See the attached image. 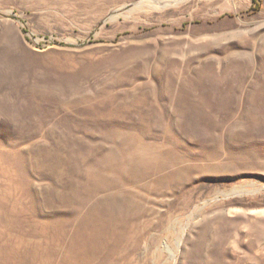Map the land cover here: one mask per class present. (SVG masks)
I'll return each mask as SVG.
<instances>
[{
  "label": "rangeland",
  "instance_id": "1",
  "mask_svg": "<svg viewBox=\"0 0 264 264\" xmlns=\"http://www.w3.org/2000/svg\"><path fill=\"white\" fill-rule=\"evenodd\" d=\"M0 264H264V0H0Z\"/></svg>",
  "mask_w": 264,
  "mask_h": 264
}]
</instances>
